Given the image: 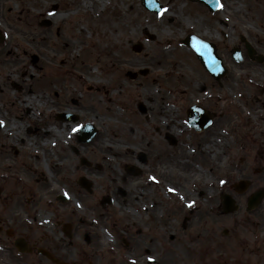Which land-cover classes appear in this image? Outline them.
I'll use <instances>...</instances> for the list:
<instances>
[{
    "label": "flooded vegetation",
    "instance_id": "af4514ba",
    "mask_svg": "<svg viewBox=\"0 0 264 264\" xmlns=\"http://www.w3.org/2000/svg\"><path fill=\"white\" fill-rule=\"evenodd\" d=\"M138 3L154 31L143 24L137 42L114 50L143 61L114 69L110 89L86 86L118 104L131 125L126 137L111 133L104 148L97 130L82 141L81 126L92 122L80 113L81 96L54 92L52 117L69 137L34 140L40 153L24 148V137L12 145V195L18 179L26 195L0 208V264H264V0ZM3 6L0 91H21L10 80L12 6L8 15ZM164 17L168 28L181 25L178 44L191 62L163 58L161 43L145 61L143 42L155 41ZM41 129L24 132L45 137ZM29 155L39 161L34 168ZM5 175L6 167L0 181Z\"/></svg>",
    "mask_w": 264,
    "mask_h": 264
},
{
    "label": "rangeland",
    "instance_id": "374dc122",
    "mask_svg": "<svg viewBox=\"0 0 264 264\" xmlns=\"http://www.w3.org/2000/svg\"><path fill=\"white\" fill-rule=\"evenodd\" d=\"M1 2L4 5L2 10L5 15H8L7 6H12L10 80L24 86L18 91L7 85L0 91V122H2L0 123V173L5 167L7 172L0 181L2 189L0 201L3 202L0 208L1 211H8L12 208V198L20 200L26 195L25 191L19 194V187L23 185L19 179L16 184L17 191L12 195V145L17 146L21 137H24V143L27 144L24 148L40 153L32 142L36 140V143H42L41 137L26 135L24 128L41 129L51 125L50 130L53 133L55 130L57 133L62 130L59 136H53L52 133V142L69 137L67 130L56 128L60 127L61 123L52 117V113L57 110L58 102L53 99L54 92H59V87H62L68 96H81L83 110L80 113L84 119L94 123L100 133L94 142L103 143V139L113 138L111 133L116 134L117 138L121 135L126 137L125 132L129 129L126 128L131 125L126 122L124 112L118 104L113 105V101L109 99L110 95L88 91L86 86L93 84L95 87H102V91L114 86L111 84V77L115 72L120 73L119 70L114 71V69H130V63L143 61L142 56L138 57L133 53L121 54L114 50V47L125 45L127 39L137 42L141 37L143 24L150 27V31L154 30L151 19L146 17L149 12L139 6L138 0H0V4ZM53 5H56V8H53ZM184 9V7L176 8L177 14ZM119 16L124 17L125 24L127 23V28L125 27L123 31L119 30ZM45 18L52 21L50 26L39 24ZM178 19L180 17L176 20ZM250 19L259 20L254 15ZM163 20L162 30L157 29L159 34L155 41L143 42L149 52L144 58L145 61L156 58L157 55L153 54L150 47L154 43H161L163 58L168 61L177 58L175 64L191 62L186 48L178 44V39L184 31L181 25L171 24L168 28L166 25L168 18L164 17ZM136 21L140 22L137 26H135ZM168 39L171 43L167 42ZM72 40H76V43ZM168 46L171 48L165 49ZM33 55L39 56L36 66L31 64ZM178 56H181L185 62L179 60ZM176 68H179V65ZM76 84L79 85L80 90ZM27 108L30 111H27ZM130 110L134 112L131 108ZM110 128L113 130H109ZM106 144L103 143L104 148ZM38 163L37 158L29 155L27 162L29 168H34ZM119 166L118 164L115 168H106V173L111 170L118 171ZM26 170L29 173L27 168Z\"/></svg>",
    "mask_w": 264,
    "mask_h": 264
},
{
    "label": "water",
    "instance_id": "95a60500",
    "mask_svg": "<svg viewBox=\"0 0 264 264\" xmlns=\"http://www.w3.org/2000/svg\"><path fill=\"white\" fill-rule=\"evenodd\" d=\"M155 6H156L155 4H150V2L146 3V7L148 9H151V10L156 9ZM44 23L46 24L47 22H44ZM33 61H36V57H33ZM81 131H82V134L86 136L84 138V141H88L89 138L95 133L94 128L92 126H89V125L83 127Z\"/></svg>",
    "mask_w": 264,
    "mask_h": 264
},
{
    "label": "bare ground",
    "instance_id": "6f19581e",
    "mask_svg": "<svg viewBox=\"0 0 264 264\" xmlns=\"http://www.w3.org/2000/svg\"><path fill=\"white\" fill-rule=\"evenodd\" d=\"M72 42L76 43V40H72ZM50 128L51 125H47V129L42 132L43 136H45V137L40 136L42 143H45L47 141V137L52 135L53 132L52 130H50Z\"/></svg>",
    "mask_w": 264,
    "mask_h": 264
},
{
    "label": "snow or ice",
    "instance_id": "6c2138e0",
    "mask_svg": "<svg viewBox=\"0 0 264 264\" xmlns=\"http://www.w3.org/2000/svg\"><path fill=\"white\" fill-rule=\"evenodd\" d=\"M217 6H219L218 0H217ZM0 123H2V122H0ZM73 131H76V129L73 128ZM220 183L223 184V183H225V181L222 180V181H220ZM148 259L151 260V259H153V257H149Z\"/></svg>",
    "mask_w": 264,
    "mask_h": 264
}]
</instances>
